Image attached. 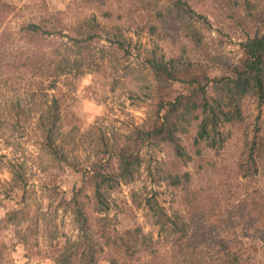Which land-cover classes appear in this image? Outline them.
Returning a JSON list of instances; mask_svg holds the SVG:
<instances>
[{
  "label": "rangeland",
  "instance_id": "374dc122",
  "mask_svg": "<svg viewBox=\"0 0 264 264\" xmlns=\"http://www.w3.org/2000/svg\"><path fill=\"white\" fill-rule=\"evenodd\" d=\"M181 4L0 0V79L12 78L0 85V100L19 103L26 115L17 126L0 129V264H56L58 249L78 234L59 197L68 200L73 189L82 187L88 226L100 245L107 235L136 229L156 239L159 227L146 205L151 200L167 218L184 223L188 233H197L202 262L264 264V148L255 154V172L243 168L250 143L257 139L264 144V103L251 95L240 101V118L220 128L224 142L218 150L194 145V117L185 124L187 133L179 134L187 155L183 159L176 157L171 144L140 135L157 122L160 101L189 92L180 82L160 86L147 61L173 60L189 72L205 75L210 81L207 95L215 97L216 81L230 77L242 57L241 43L264 33V0ZM92 16L111 35L115 29L124 32L127 52L107 36L96 38L83 50L81 72L62 76L49 88L52 78L42 67L46 52L60 40L28 41L19 29L28 23L51 27L43 21L52 18L65 34L75 36L71 29ZM16 51L19 55L13 56ZM36 84L47 90L32 96ZM52 98L60 111L54 144L65 161L44 147L40 128V112ZM3 107L9 108L5 103ZM122 147L138 155L140 164L131 182L119 181L105 192L109 207L99 213L94 182L88 176L84 180L83 173L100 167L116 174ZM13 171H20L21 181ZM21 209L19 228L6 222L7 213ZM161 244L160 249L170 247ZM113 253L104 248L97 264H110Z\"/></svg>",
  "mask_w": 264,
  "mask_h": 264
},
{
  "label": "trees",
  "instance_id": "16d2710c",
  "mask_svg": "<svg viewBox=\"0 0 264 264\" xmlns=\"http://www.w3.org/2000/svg\"><path fill=\"white\" fill-rule=\"evenodd\" d=\"M176 3L180 6L183 5L181 0H176ZM105 16H109L108 13H105ZM196 16L198 19H205L201 15ZM51 19L43 21L45 24L52 23L51 27L28 23L21 26L18 32L28 41L39 38L49 39L50 37L60 40V43L53 47L54 49L46 52V63L42 67L52 78L49 88H54L60 77L79 73L85 60L83 50L86 49L88 42L96 38L107 36L109 42L117 44L119 49L127 52L129 44L124 32L121 29H115L111 35L95 16L83 19L74 29H71L75 31V36L65 34L62 27L56 25ZM108 36H112L113 39ZM240 46L242 57L230 77L220 78L216 81L218 93L216 92L215 97L207 95L206 88L210 81L205 75L189 72L184 67L177 66L173 60L149 59L147 63L155 81L160 86H169L174 82H180L187 85L189 92L179 94L165 103L160 101L156 113L157 122L150 131H141L140 135L171 144L176 157L183 159L187 155L184 147L180 144L179 134L187 133L185 124L189 117H194V120L197 121L194 145L198 146L203 143L208 149L218 150L224 142L220 128L224 124L240 118V101L245 96L251 95L260 105L264 103V33L257 32L253 36L247 37ZM10 51L12 54L13 50L10 49ZM39 53H42L40 49ZM17 54V51L13 52V56ZM9 63L11 64L12 60ZM2 76L0 74V77ZM10 80L0 79V85H7L6 83ZM37 84L34 85L37 88L34 87L32 96H36L42 90H47L43 89L42 85L39 88ZM3 100L5 102L0 100V129L4 126H17L24 118V111L19 103L12 104V99L6 101L3 97ZM7 102L10 104L8 105ZM4 103L9 108H4ZM59 112L58 101L52 98L51 104L40 112L39 120L44 147L58 159L65 161V156L54 144L58 132L57 123L60 120ZM126 148L118 149L116 174L104 173L100 167L83 173L84 180L88 176L94 182V207L99 213L106 212L109 207L105 192L119 181L131 182L137 172L140 164L139 156ZM263 148L262 140L255 139L250 143L244 170L255 172V154ZM13 176L21 181L20 171H13ZM173 180L178 182L177 177ZM82 191L83 187L77 190L73 189L68 200L64 196L59 197L60 206L65 210L69 209L72 214L78 234L73 240H66L63 247L58 249L56 264H97L104 248L114 251L108 260L110 264H168V262L170 264H222L219 260L216 262L212 260L209 263L202 262V259L199 260L197 233H188L184 223L179 225L176 221L167 218L164 212L151 200H147L146 205L155 219L154 225L159 227L156 239H153L149 234L140 233L136 229L114 236L107 235L105 243L100 245L88 226V219L81 201ZM22 214V209L11 211L6 215V222L19 228L20 219L18 216ZM163 242L170 244L169 249H160L159 246Z\"/></svg>",
  "mask_w": 264,
  "mask_h": 264
}]
</instances>
